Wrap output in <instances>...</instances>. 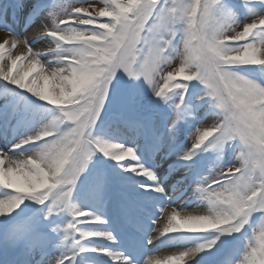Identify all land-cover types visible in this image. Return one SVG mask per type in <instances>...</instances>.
Instances as JSON below:
<instances>
[{"label":"snow or ice","instance_id":"1","mask_svg":"<svg viewBox=\"0 0 264 264\" xmlns=\"http://www.w3.org/2000/svg\"><path fill=\"white\" fill-rule=\"evenodd\" d=\"M0 32V264H264V0H4ZM165 165L197 205L145 231Z\"/></svg>","mask_w":264,"mask_h":264},{"label":"rangeland","instance_id":"2","mask_svg":"<svg viewBox=\"0 0 264 264\" xmlns=\"http://www.w3.org/2000/svg\"><path fill=\"white\" fill-rule=\"evenodd\" d=\"M0 3H2V1L0 0ZM241 19H243L242 16H240ZM17 32H23V28L22 27H16ZM28 35H31V32L28 33ZM4 38H6V34H4L3 32H0V41H2ZM43 44L44 47H46L47 42H41ZM19 51V46L16 50H14V52H18ZM2 102V101H0ZM197 112L199 113V116L202 117V111L197 110ZM206 118V117H205ZM207 119V118H206ZM212 122L211 118L208 119V123L210 124ZM188 144H191V138H188ZM5 144V140L0 139V147H3ZM232 159L231 157L226 158L221 165L227 166V164L231 163ZM163 167H166L163 166ZM160 179L163 181V183L165 185H167L166 189H165V193L164 194H154L151 197H147V203H145V205H147V207L152 208L153 212L158 213V208L163 207L165 205L168 204H172L174 206H180V207H186L187 211H192L194 209V207L197 205V201L195 199V197H193L192 195V188L188 189L185 188L183 186L178 187V188H174L172 185L173 183L176 184L175 179H167L165 178V171L164 168H161V172H160ZM104 210L106 211V208H104ZM171 211V208H166L165 209V215L167 213H169ZM149 216L153 217V216H157L156 214H152L149 213ZM107 216V215H106ZM163 217H161V219L157 222L158 227L160 225L161 220H163ZM108 229L113 230L119 237L120 235L117 233L115 226L113 224V222L109 219V224L107 226ZM147 231V230H145ZM207 236V234L202 235V236H185L184 234H180L176 239L179 240L181 242V246H185L188 243H192V242H199L201 238ZM121 243V237H120V242ZM140 251V249L138 250ZM176 251L175 248H166V247H161V250H159L158 252L152 254L153 256H155L156 258H158V255L160 254V258H163L165 256L171 255L170 253H174ZM143 259V258H142ZM141 260V258L139 259ZM194 264V262H193Z\"/></svg>","mask_w":264,"mask_h":264},{"label":"bare ground","instance_id":"3","mask_svg":"<svg viewBox=\"0 0 264 264\" xmlns=\"http://www.w3.org/2000/svg\"><path fill=\"white\" fill-rule=\"evenodd\" d=\"M41 46H43V44ZM165 219H166V215L163 217V220L161 221V227L163 226V223L165 222ZM170 254H173V253H170Z\"/></svg>","mask_w":264,"mask_h":264}]
</instances>
